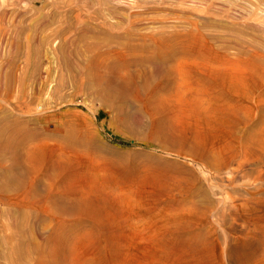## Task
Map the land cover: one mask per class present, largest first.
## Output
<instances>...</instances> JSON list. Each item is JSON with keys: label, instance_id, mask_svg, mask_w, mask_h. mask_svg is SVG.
Segmentation results:
<instances>
[{"label": "rangeland", "instance_id": "rangeland-1", "mask_svg": "<svg viewBox=\"0 0 264 264\" xmlns=\"http://www.w3.org/2000/svg\"><path fill=\"white\" fill-rule=\"evenodd\" d=\"M139 57L95 120L74 78ZM0 106L41 196L0 175V264H264V0H0Z\"/></svg>", "mask_w": 264, "mask_h": 264}, {"label": "bare ground", "instance_id": "bare-ground-1", "mask_svg": "<svg viewBox=\"0 0 264 264\" xmlns=\"http://www.w3.org/2000/svg\"><path fill=\"white\" fill-rule=\"evenodd\" d=\"M71 47H74V46L72 45ZM143 48L144 46H142V49ZM145 63H146L145 59L144 58L140 59L139 57L136 59L131 58V59L126 60L125 65L121 68L116 65H113V66L106 65L105 67H102L101 64L100 65L97 64L95 65L93 72L90 75H88L87 73H83V72L78 73V75L74 78V81L72 82V86L73 88H76L79 91L81 90L82 92H84V94L87 92V94L91 95V97L94 100L99 102L100 107L97 110L92 111V114L94 115L95 120H97L98 117L101 116V114H106L107 121L108 120L114 121L115 119L124 121L128 118L127 107L131 105L139 106L144 101V97L142 94V91L144 90V88L140 86L139 84L134 83V81L126 80L123 77L125 73L124 71H127L132 66H135V65L142 66ZM103 68H105V70H103ZM102 70L103 72H100ZM113 74L117 75V78H114ZM12 76H11V79H12ZM14 77L15 76H13V79ZM13 79H12V82H13ZM64 81H66V79H64ZM10 82L11 81H9V83ZM18 84L19 83L17 82V80H15L14 85L12 84L11 85L14 86L15 88V85L17 86ZM10 86L9 87L6 86L7 90H4L3 96L1 98L2 99L1 102L5 104H7L8 101H10L11 99H14V97L15 99H18V98L19 100L21 99L20 96L16 97L14 93L12 94L10 93L13 90L8 91L9 89H11ZM35 91L36 90H34L33 96H35L36 94ZM30 95H32V93ZM28 97L30 98V96ZM24 98L22 99L25 101L26 98L25 99ZM22 99L21 101H23ZM32 99L29 101L30 103H32V101H35V99L34 100ZM19 100L17 102H21ZM20 106L22 109L23 105H19V107ZM28 106H31V105H29L28 103L27 107ZM37 107H38V104H37ZM25 108L26 106L24 107V109ZM21 109L19 108V110ZM22 110L20 112H22ZM0 112L2 115L0 117V172H1L0 175H2L4 183L14 185L15 188H18L20 190V195L18 196L19 198L28 199L29 201L33 202L35 200H38L41 197L36 187V178L34 177L33 172H29V175L26 176L25 179L22 177V175H20L17 172V170L22 167V160L20 159L19 150L21 149V146L24 144V140L27 137L23 139L24 137L22 136L24 134L21 136L22 130L20 126L21 124L19 122L20 120L18 121L15 118H14L15 120H13L12 119L13 116L11 115L12 117H10V115L5 114L7 112H5V109H3L1 106H0ZM24 129L26 128L24 127ZM14 199H15L14 197L9 198L5 194H3L0 188V203L5 202V201L8 203H12L14 202ZM45 200L46 202H49V203L52 202L53 204L58 202V200L53 199L50 191L46 195Z\"/></svg>", "mask_w": 264, "mask_h": 264}]
</instances>
